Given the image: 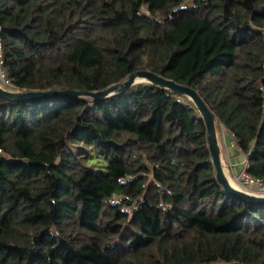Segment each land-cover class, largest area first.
I'll return each mask as SVG.
<instances>
[{
  "label": "trees",
  "instance_id": "trees-1",
  "mask_svg": "<svg viewBox=\"0 0 264 264\" xmlns=\"http://www.w3.org/2000/svg\"><path fill=\"white\" fill-rule=\"evenodd\" d=\"M0 70L18 93L189 86L264 178V0H0ZM0 149V264H264V205L219 182L184 95L0 97Z\"/></svg>",
  "mask_w": 264,
  "mask_h": 264
},
{
  "label": "water",
  "instance_id": "water-1",
  "mask_svg": "<svg viewBox=\"0 0 264 264\" xmlns=\"http://www.w3.org/2000/svg\"><path fill=\"white\" fill-rule=\"evenodd\" d=\"M139 83H150L188 97L195 104L206 124L209 146L219 182L224 186L226 191H228L234 197L241 200H246L256 204L264 205V196H256V195L248 194L238 188L233 187L229 182V179L224 171V164L221 159V149L219 147V139L217 133V126H216L217 122L215 119V115L209 109V107L207 106L205 101L201 98V96L198 94V92L189 86L179 84L174 80L167 79L163 76L157 75L149 71H138L133 73L127 80L112 85L106 90H102V91L86 92V91L66 90V91H37V92L33 91V92L18 93L5 89L3 86L0 85V97L5 98L9 101H28V100H39V99L56 98V97H86V98L89 97V98L101 100L125 92Z\"/></svg>",
  "mask_w": 264,
  "mask_h": 264
},
{
  "label": "rangeland",
  "instance_id": "rangeland-1",
  "mask_svg": "<svg viewBox=\"0 0 264 264\" xmlns=\"http://www.w3.org/2000/svg\"><path fill=\"white\" fill-rule=\"evenodd\" d=\"M3 84H8V83L1 76V73H0V85L3 86ZM216 126H217L218 137H219L220 142H221V152L223 154V159H224L223 160V164H224V167H225V169L227 171L228 176L233 179L234 178V174L232 173V170L235 168L234 167V164H235L234 162L235 161L233 159L234 158L233 155L237 154L236 147H234L233 144H232V141H230V135L231 134L228 133L227 130L220 123H217ZM93 155H94L93 163H95L96 166H100L101 167V166L105 165L106 162L109 159V158H106V156H103V155L99 156L95 152H93ZM242 161H243V157L240 156L239 162H242ZM244 162H245V160H244ZM244 162H243V164H244ZM243 164H242V166H240L238 172L242 169Z\"/></svg>",
  "mask_w": 264,
  "mask_h": 264
},
{
  "label": "built area",
  "instance_id": "built-area-1",
  "mask_svg": "<svg viewBox=\"0 0 264 264\" xmlns=\"http://www.w3.org/2000/svg\"><path fill=\"white\" fill-rule=\"evenodd\" d=\"M1 76L5 79L3 72L0 70ZM7 82V81H6ZM8 83V82H7ZM232 144L237 148L236 143L232 140ZM0 149V155L2 154ZM249 159L246 156L245 162L241 171L234 176L233 181L236 183L238 189L256 196H264V178H257L248 172Z\"/></svg>",
  "mask_w": 264,
  "mask_h": 264
},
{
  "label": "crops",
  "instance_id": "crops-1",
  "mask_svg": "<svg viewBox=\"0 0 264 264\" xmlns=\"http://www.w3.org/2000/svg\"><path fill=\"white\" fill-rule=\"evenodd\" d=\"M218 139H219V137H218ZM233 140V138H232V136L230 135V141H232ZM219 147H220V149H221V142H220V139H219ZM236 152H237V154L236 155H233V159H234V169L232 170V173L234 174V176L235 175H237L239 172H238V170H239V168H240V166H242V164H243V162H244V160H245V156L242 154V152L238 149V148H236ZM232 155V154H231ZM240 156H242L243 157V161L242 162H239V160H240ZM236 157V158H235ZM221 158H222V162H223V154H222V152H221ZM224 170H225V173L227 172L226 171V169H225V167H224Z\"/></svg>",
  "mask_w": 264,
  "mask_h": 264
},
{
  "label": "bare ground",
  "instance_id": "bare-ground-1",
  "mask_svg": "<svg viewBox=\"0 0 264 264\" xmlns=\"http://www.w3.org/2000/svg\"><path fill=\"white\" fill-rule=\"evenodd\" d=\"M221 159H222V158H221ZM224 171H225V170H224ZM225 174H226V176L228 177L229 182L231 183V185H232L233 187H235V188H238L237 185H236V183L233 181V179H232L231 177L228 176L227 172H226Z\"/></svg>",
  "mask_w": 264,
  "mask_h": 264
}]
</instances>
